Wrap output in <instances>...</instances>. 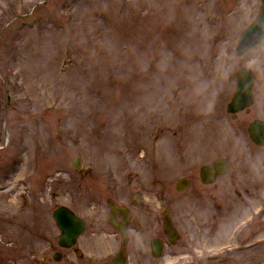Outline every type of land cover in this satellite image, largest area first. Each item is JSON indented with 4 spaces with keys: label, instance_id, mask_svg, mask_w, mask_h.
I'll return each mask as SVG.
<instances>
[{
    "label": "rangeland",
    "instance_id": "374dc122",
    "mask_svg": "<svg viewBox=\"0 0 264 264\" xmlns=\"http://www.w3.org/2000/svg\"><path fill=\"white\" fill-rule=\"evenodd\" d=\"M260 9L261 0H0V264H111L104 233L103 253L45 259L60 235L53 211L67 205L104 225L110 202L136 209V199L153 210L165 200L191 227L209 218L211 232L204 253H131L127 264H264V147L248 132L264 119V43L234 51ZM242 67L255 73L258 101L233 117ZM222 155L232 168L216 185L233 176L242 192L206 193L200 167ZM96 241L87 231L78 245Z\"/></svg>",
    "mask_w": 264,
    "mask_h": 264
},
{
    "label": "flooded vegetation",
    "instance_id": "af4514ba",
    "mask_svg": "<svg viewBox=\"0 0 264 264\" xmlns=\"http://www.w3.org/2000/svg\"><path fill=\"white\" fill-rule=\"evenodd\" d=\"M255 102L258 101V95H256L255 90ZM260 118V117H259ZM262 119V118H261ZM264 120V119H263ZM257 145V144H256ZM259 147H264L257 145ZM219 158V157H217ZM215 158V159H217ZM214 159V160H215ZM212 160V161H214ZM229 160V158H228ZM211 161V162H212ZM232 168V163L229 160V170L221 175L216 177V181L213 183L206 184L204 183L206 193L215 191L214 193L222 194L226 191L234 190V192L238 191L242 192V189L236 187L237 180L233 176L226 177L227 182L225 185H216L219 179L224 178L228 173H230V169ZM188 178L192 179L190 176ZM201 179V177H200ZM202 181V180H201ZM220 181V180H219ZM240 182V181H239ZM125 205V204H124ZM149 203L141 202L138 204L139 208L133 209L129 205H125L128 207L130 211V217L128 219H124L122 214H117L116 220L118 222H122L123 230L119 229L115 224L111 223L109 218L106 221V224L103 225V221L101 223H96L94 221L89 222L87 220V231L89 234L96 236V240L98 241L93 244H89V250L81 249V246L78 245L79 238L77 242L71 247H64L59 243L60 235L57 237V243L51 242L47 246L49 250L44 252V258L49 259L52 255V258L55 257V253H61L63 258V253H103L102 249L104 248L105 242L100 243L103 240V237H99L100 233L106 234L108 237H111V241H109V253H199V251H203L204 253V244L200 239L201 235L205 233L203 230L206 226L209 225V218H205L201 223L185 225L180 222V220L176 219L172 212L170 211L168 205L163 202L156 209H152L149 207ZM162 210V212H161ZM165 211L168 212V216L172 222V226L174 228V233L172 236L169 235L164 227V216ZM211 230H207L205 236H209ZM149 236L147 238V236ZM146 236V237H145ZM171 237H174L171 238ZM204 237V236H203ZM105 239V238H104ZM55 241V242H56ZM50 242V241H49ZM107 244V243H106ZM58 247V248H57ZM66 250V251H65Z\"/></svg>",
    "mask_w": 264,
    "mask_h": 264
},
{
    "label": "water",
    "instance_id": "95a60500",
    "mask_svg": "<svg viewBox=\"0 0 264 264\" xmlns=\"http://www.w3.org/2000/svg\"><path fill=\"white\" fill-rule=\"evenodd\" d=\"M264 40V0H262V8L256 21L242 34L240 41L238 42L236 52L237 54H244L246 51L253 48ZM237 89L233 99L228 104V110L231 112H238L253 103L254 97L252 87L254 83L253 72L248 68H242L237 72ZM251 137L259 144L264 145V121L254 120L249 127ZM73 164L80 168L81 164L78 158L73 161ZM228 168V162L226 158H220L211 164H205L200 169V174L203 182L210 183L215 181L216 175L223 173ZM190 181L187 178H181L176 184V188L182 190L189 186ZM110 220L114 222L120 229L123 230V225L117 223L114 218L116 212L119 211L126 219L129 217V211L119 205H111ZM166 212V211H165ZM54 216L57 220L59 227L62 230L60 243L65 246H71L75 243L77 236H79L86 229L85 219L79 217L73 210L65 205L59 206L54 211ZM164 227L166 232L172 236L174 228L169 217L164 218ZM174 239V237H171ZM159 257L161 253H154ZM61 256L58 255L57 259ZM125 254L117 253L113 255L110 260L113 264H124Z\"/></svg>",
    "mask_w": 264,
    "mask_h": 264
},
{
    "label": "bare ground",
    "instance_id": "6f19581e",
    "mask_svg": "<svg viewBox=\"0 0 264 264\" xmlns=\"http://www.w3.org/2000/svg\"><path fill=\"white\" fill-rule=\"evenodd\" d=\"M241 36V35H240Z\"/></svg>",
    "mask_w": 264,
    "mask_h": 264
}]
</instances>
